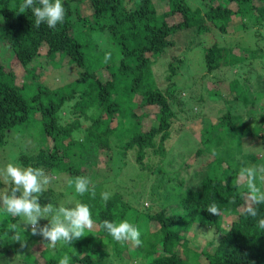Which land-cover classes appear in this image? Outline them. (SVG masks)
Instances as JSON below:
<instances>
[{
	"label": "trees",
	"instance_id": "obj_1",
	"mask_svg": "<svg viewBox=\"0 0 264 264\" xmlns=\"http://www.w3.org/2000/svg\"><path fill=\"white\" fill-rule=\"evenodd\" d=\"M84 2L89 5L91 15L83 13ZM22 3L24 0H0V20L4 42L26 69L25 76L37 78V69H31V64L44 57L43 50L49 58L60 57L62 61L67 58L80 72L67 88L52 90L40 86L29 99L23 92L24 85L17 83L16 73L0 61V148L7 143L12 130L28 123L36 109L46 142L52 143L33 154H22L19 160L24 168H40L47 176L65 173L72 181L86 177L85 154L104 149L111 156V140L115 137L121 143L123 158L128 152L134 153L139 171L155 177L149 188L148 208L135 204L120 191L109 194L105 202L102 194L108 191L102 184L103 177L98 175L97 182L89 179L95 196L91 191L83 196L75 194L77 203L90 208L98 227L90 232L97 238L84 236L75 241L74 252L65 245L55 252L45 249L43 255L48 252L52 256L40 264H59L66 252L70 253L69 264H110L108 243L123 262L130 252L131 257L145 264H187L184 258L187 255L204 257L207 264H264V231L258 227V220L264 219V204L256 205V218L245 214L248 189L244 181L239 182V172L226 162L227 158H210L201 174L194 171L197 177L200 175L196 183L180 177L205 152H211V145L227 146L236 140L238 147L241 145L248 151L247 144L264 143V115L255 132H251L248 122H243V117L231 113L222 117L217 127L207 121L202 130V146L178 177L172 178L161 168L154 170L149 163L145 165L150 154L167 156L166 145L171 140L175 119L172 107L175 95L159 88L153 71L155 59L172 46L174 35L181 31L208 30V22H213L225 33L233 18L247 15L264 21V0H209L205 13L190 7L186 0H62L65 18L54 29L46 23L37 27L31 9L20 11ZM97 33L107 38L105 50L100 48ZM108 54L110 58L106 60ZM243 60L232 49L217 43L205 50L208 73L236 66ZM176 68L174 63L170 64L169 80L176 75ZM232 94L236 100L249 104L246 91L237 81ZM140 108L145 109L141 115L136 112ZM67 110L75 119L62 123V113ZM152 115L151 124H145L144 119ZM85 122L89 126L83 128ZM221 128L227 134H221ZM80 132L85 135L77 139ZM213 202L220 207L221 215L206 212ZM105 220L116 223L126 220L136 226L142 245L114 241L102 227ZM152 223L159 225L155 232L151 230ZM197 224L215 229L221 235L218 244L211 243L203 251L194 248L187 235ZM0 232L6 233L4 228Z\"/></svg>",
	"mask_w": 264,
	"mask_h": 264
},
{
	"label": "rangeland",
	"instance_id": "obj_2",
	"mask_svg": "<svg viewBox=\"0 0 264 264\" xmlns=\"http://www.w3.org/2000/svg\"><path fill=\"white\" fill-rule=\"evenodd\" d=\"M208 1L186 0L190 7L193 9L200 8L204 13L207 12L206 4ZM82 9L85 15H91L92 11L87 2L82 4ZM256 15L258 16L259 13L256 12ZM176 18L179 19V17ZM1 23L0 20V61L8 70L16 73L17 83L24 85L23 92L27 98L32 99L35 92L39 91L40 86L57 90L67 88L77 80L80 69L75 64L70 65L67 58L63 61L60 57L57 59L49 58L46 50L41 51V56L44 57L40 56L38 61L31 64V69H37L35 73L37 78H30L33 75L25 76L26 69L19 64L12 49L4 42ZM208 27V30L201 31L197 28H191L175 34L172 46L163 55L155 59L153 66L159 88L175 95L174 102H172L175 119L171 140L166 145L167 156L156 157L150 154L145 165L149 163L154 170L161 168L172 178L181 174L180 172H182L187 161L202 146L201 139L204 136L202 130L207 121L217 127L219 120L231 113L243 117V122H248L250 125L251 132H255L263 123L264 21L250 15L233 18L225 33L213 22H208ZM95 35H99L96 39L100 48L105 50L108 47L107 38L101 36L100 33ZM215 43L221 47L232 49L235 55L244 59L243 62L236 66H226L213 73H208L205 64V50ZM180 59L182 62L179 61ZM171 63L177 67V73L172 80H169ZM105 74L106 71L103 72V75ZM235 81L246 91L249 100L248 105L236 100L232 94V86ZM144 110L140 108L136 112L141 115ZM146 111L149 109L147 108ZM38 114L37 110L33 109L28 123L9 133L7 143L0 148V170L6 168L9 163L24 168L19 160L22 154L30 155L41 148L51 146L52 141L49 142V145L46 142L41 121L37 117ZM62 118V123L75 119L69 115L68 110L63 111ZM153 119L154 116L152 115L151 118H146L143 122L151 124ZM113 125H116V121ZM88 126L89 123L85 122L83 128ZM224 133L227 134L226 130L221 128V134ZM84 135L83 132H80L77 139H82ZM235 141L229 142L227 146L211 145V152H205L203 157L197 159L193 168L188 170V173L183 172L180 177H184L186 182L196 183L200 180V175L197 177V174H201V171L205 169V163L214 157L227 158L226 162L234 166L238 172L241 167L245 166L264 167V143L259 141L254 146L247 144L246 147L249 146L250 150L244 151L246 148H241V145L238 147ZM120 147L121 143L113 137L111 156H108L104 149L100 152L96 150L94 153H86L85 161L88 165L85 169V176L91 181L97 182V176L101 175L103 177L101 179L102 184L108 194L120 191L127 196L126 198H131L135 204L140 203L148 208L151 205L149 188L155 177L146 176V172L139 171L135 163L134 153L128 152L126 158H123ZM49 177H51V183L45 186L44 193L40 197L41 206L52 203L57 208L74 207L77 203L74 181L65 173L53 174ZM239 182L242 183L243 181L239 179ZM256 184L264 189V179H261L259 175ZM11 187L10 183H5L0 178V190H7ZM44 219L39 222L41 226L47 224L49 217H44ZM0 220H2L0 221V230L4 228L6 232L4 234L0 232V264H40L45 262L46 257L52 256L48 252L43 255L45 249L55 252L62 247L61 244H58L55 249L43 247L42 237L31 235L30 229L24 230L23 217H16L14 220L12 216L0 210ZM225 220L226 223L230 224L228 219ZM158 229V224H151L152 232ZM92 230H98V227L95 225ZM17 232L20 234L21 242L26 243V247L23 249L19 242H14L12 239ZM84 236L89 239V237L94 238L95 234L85 230ZM187 238L195 244L194 248L203 251V249L208 250L211 243L218 244L221 235L215 229L197 224L187 235ZM72 248L76 251V248ZM72 248L70 251L74 252ZM106 248L110 252V256L107 258L110 264H117V261L119 264H128L129 262L130 264H145V262L140 263V259L131 257L130 252L126 253V257L129 258L123 262L122 257H116L113 245L108 243ZM83 252L87 253V249L84 248ZM66 254L70 255L67 252ZM184 258L187 264L208 263L203 261L204 257L187 255Z\"/></svg>",
	"mask_w": 264,
	"mask_h": 264
},
{
	"label": "clouds",
	"instance_id": "obj_3",
	"mask_svg": "<svg viewBox=\"0 0 264 264\" xmlns=\"http://www.w3.org/2000/svg\"><path fill=\"white\" fill-rule=\"evenodd\" d=\"M37 3L40 6L37 7ZM27 9H31L37 27L41 23H46L50 29H54L58 23H63L65 18L62 0H24L20 5V11L23 13ZM109 58L110 54L106 55L105 59ZM258 175L264 179V167H241L238 174L239 179L244 181L248 189L245 214L253 218L258 216L256 205L264 204V189L256 184ZM0 178L12 185L10 189L0 190V210L12 217H23L24 230L30 229L31 235L42 237L43 247L55 249L58 244L72 247L75 241L84 237L85 230L91 231L95 227L91 210L86 204L77 203L74 207L59 208L52 203L41 206L40 197L44 193L45 186L51 183V177L45 175L42 169L31 166L20 168L9 163L6 168L0 170ZM74 185L75 192L79 196L89 191L93 197L95 196L94 187L91 189L89 187V178L76 177ZM102 198L107 202L109 194L103 193ZM206 212L210 215H221V209L215 202L207 207ZM44 217L49 219L47 224L41 226L39 222L45 220ZM102 227L116 242L130 241L136 247L142 245L140 231L126 220L119 223L105 220ZM258 227L264 231V219L258 220ZM12 239L14 242H19L22 249L26 247V243L21 242L18 232ZM69 262L70 258L67 255L59 260V264H69Z\"/></svg>",
	"mask_w": 264,
	"mask_h": 264
}]
</instances>
